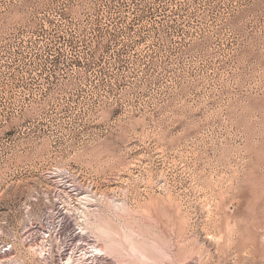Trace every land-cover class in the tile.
Returning a JSON list of instances; mask_svg holds the SVG:
<instances>
[{"label":"rangeland","instance_id":"rangeland-1","mask_svg":"<svg viewBox=\"0 0 264 264\" xmlns=\"http://www.w3.org/2000/svg\"><path fill=\"white\" fill-rule=\"evenodd\" d=\"M11 264H264V0H0Z\"/></svg>","mask_w":264,"mask_h":264},{"label":"built area","instance_id":"built-area-1","mask_svg":"<svg viewBox=\"0 0 264 264\" xmlns=\"http://www.w3.org/2000/svg\"><path fill=\"white\" fill-rule=\"evenodd\" d=\"M11 251V244L0 243V264H11L7 261V256H9Z\"/></svg>","mask_w":264,"mask_h":264}]
</instances>
